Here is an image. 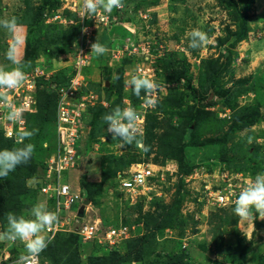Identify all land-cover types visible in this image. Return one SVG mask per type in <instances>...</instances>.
I'll return each mask as SVG.
<instances>
[{"label": "rangeland", "instance_id": "rangeland-1", "mask_svg": "<svg viewBox=\"0 0 264 264\" xmlns=\"http://www.w3.org/2000/svg\"><path fill=\"white\" fill-rule=\"evenodd\" d=\"M66 4L72 8L67 10ZM123 4L111 13L98 9L108 15L106 25L91 20L88 24L94 31L84 76L87 90L98 101L86 117L78 165L62 181L90 200L84 223L100 219L105 227L127 226L133 232L115 251L96 242L76 243L70 233L61 232L48 238L40 260L48 264H264V219L241 221L234 207L218 209L204 195V185L216 183L220 169L242 177L243 185L264 173V0H123ZM79 10L82 0H0V19L15 17L20 25L17 58L23 70L27 75L42 67L46 79L39 80L37 88L53 102V89L72 72L74 51L69 46L79 35L75 28ZM193 29L208 35L206 45L188 46ZM28 38L34 55L23 60ZM95 41L108 52L101 56L91 52ZM9 43V34L0 29V65L5 68L13 67L5 56ZM131 75L146 76L159 85L151 96L155 107L126 86ZM53 102L51 111L38 115V110L29 128L26 124L28 130H36L26 141L35 146L29 162L0 179V231L7 227L8 213L27 215L34 204L46 203L39 189L46 162L56 148ZM117 106H131L143 119L138 128L149 146L147 153L134 144L121 148L119 139L106 131L102 117ZM98 110H102L99 116ZM245 117H255L256 122L237 127ZM183 132L197 146L186 148L194 169L187 176L180 175L178 167L173 170L174 146ZM226 137L224 145L206 143ZM15 146L0 141V150ZM138 164L169 165L172 172L152 186L150 199L141 195L132 204L120 191L119 181ZM33 177L39 183L30 187ZM82 179L85 188L82 184L78 190ZM22 255L25 249L20 241L0 242V264H17Z\"/></svg>", "mask_w": 264, "mask_h": 264}, {"label": "built area", "instance_id": "built-area-1", "mask_svg": "<svg viewBox=\"0 0 264 264\" xmlns=\"http://www.w3.org/2000/svg\"><path fill=\"white\" fill-rule=\"evenodd\" d=\"M65 7L69 10L72 8V4H66ZM75 7L76 4L74 3L73 8ZM71 11L75 12L76 10ZM81 12L82 10L77 12L79 16L78 24L81 25V35H79L72 48L74 51L73 64L71 65L72 72L66 85L54 88L58 98L55 121L56 148L46 162L43 183L40 186L39 193L45 197L46 206H49L51 211L56 212L59 217L58 223L46 230L50 240L61 232L74 233L73 229L78 224V232L75 234L79 236L82 243L96 242L107 250L113 251L119 247V244L130 233L132 234V228L130 229L127 226L119 228L105 227L100 219L90 224L84 223V218L78 219L79 206L84 201L82 193L74 191L69 184L62 181L63 176L78 165L80 160V138L84 136L86 126V112L89 108L96 106L98 101L96 94L87 90V81L84 76L85 70L91 62V60H88L87 46L93 38L94 31V28L88 24L91 20L92 24L97 22L100 25H106L107 18L109 19L106 12L100 10H97L90 18H81ZM69 24H73L72 21H69ZM82 29H86V31H82ZM26 77L20 87L10 91L13 107L22 110L21 120L15 124L9 122L6 119L7 110L0 109V133L3 134L4 138L13 142L14 138L10 134L19 131L21 128L27 129L26 116L34 114L37 110L35 97L37 83L39 80L46 79V73L44 70L42 71V67H35L32 73L27 74ZM140 124L143 125V119L139 117L138 127H140ZM168 166L156 167L149 164L132 166L119 181L120 191L127 195L126 201L133 204L141 195H145L150 199L149 193L152 186L164 182L165 174H171L172 170ZM176 169L177 165L173 170ZM216 174L214 178L216 183L210 182L204 185L205 197L218 209L234 207L235 200L247 185L249 179L243 185L242 177L232 175L227 170L221 171L220 169ZM74 208H77V212H73ZM28 264L48 263L41 261L38 256L32 258Z\"/></svg>", "mask_w": 264, "mask_h": 264}, {"label": "clouds", "instance_id": "clouds-1", "mask_svg": "<svg viewBox=\"0 0 264 264\" xmlns=\"http://www.w3.org/2000/svg\"><path fill=\"white\" fill-rule=\"evenodd\" d=\"M123 7V0H82L81 18L92 17L98 9L111 13L114 8ZM19 28L20 25L15 17L0 19V29L5 30L10 36L5 56L13 65L11 68L0 65V109L7 110L6 119L13 124L21 120L22 110L13 107L10 91L20 87L27 78L23 66L17 58L19 40L16 33ZM82 31H86V29H82ZM208 41V35L199 29H193L188 33V46L192 49H198L206 45ZM90 47L91 52L97 56L108 52L107 47L97 41ZM113 79H119V77L114 75ZM125 84L146 105L155 107L156 101L151 99V96L159 85L154 80L146 76L131 75ZM142 92L144 96L141 95ZM102 119L107 125L106 131L112 135V138H117L121 142V148L134 144L142 152L149 151V146L144 144L142 135H139L137 125L139 115L133 107L127 106L122 109L117 106L110 113L105 114ZM35 131V129L21 128L10 134L14 138L16 146L0 150V179L7 178L17 166L29 162L35 146L32 143H26V141L31 139ZM248 142H251V138ZM37 183L39 181L33 177L29 181V186L35 187ZM233 213L241 221H254L257 217L264 219V173H259L248 181L235 200ZM6 220L7 227L0 231V242L20 241L24 245L25 255L19 258L17 264H28L32 258L38 257L47 248L50 240L43 233L58 223L59 217L56 212L50 211L46 204L36 203L28 210L27 215L8 213Z\"/></svg>", "mask_w": 264, "mask_h": 264}, {"label": "trees", "instance_id": "trees-1", "mask_svg": "<svg viewBox=\"0 0 264 264\" xmlns=\"http://www.w3.org/2000/svg\"><path fill=\"white\" fill-rule=\"evenodd\" d=\"M58 27V25H57ZM59 28V27H58ZM77 32L79 33L80 35V29H81V25L78 24L77 27ZM60 29V28H59ZM79 35H77L76 37H74V39L70 42V45L69 47H71V49L73 48L76 40L78 39ZM25 53H26V56L23 60H28V58L32 57L34 55V52H33V48H32V44H31V41L30 39L28 38L26 40V44H25ZM71 71V70H70ZM70 76V74H69ZM68 76V77H69ZM67 77V80L66 81H59L58 85L56 87H59V86H64L67 84L69 78ZM235 88V87H234ZM234 88H231L228 90V92H232ZM53 97H54V102L53 100L51 99L50 96H45L44 93H41L39 88H37V92H36V101H37V111L34 113V114H28L26 116V123H27V126L29 128V122H30V119L31 118H34L35 115H37L38 113V110H39V113L38 115H44L47 113V111H51V105L53 106L52 102L54 103V108H55V112H56V107H57V101H58V98H57V95H56V91L55 89H53ZM97 106V105H96ZM94 106L93 108H89L86 112V115L88 116L90 114V112L96 107ZM94 111V110H93ZM102 110H98L97 112V115L99 116L100 112ZM57 113V112H56ZM256 122V118L255 117H245V118H241L239 121H238V124H237V127L239 128H243L244 126H252L254 125V123ZM191 135L188 134V137H187V134H185V132H183L182 136L179 137L178 139V144L174 146V149L176 150V157H175V161L177 162V167H178V171H179V174L180 175H183V176H187V175H190L192 174L193 172V166L189 164V161L187 159V157L185 156V151H186V148H189V147H197L194 143V138H190ZM227 137L225 138L224 141H207L206 143L207 144H219V143H225L227 142ZM0 141L4 142L5 144L6 143H11V146L14 145L13 141L11 140H8L6 138H4L3 134L0 133ZM223 143V145H224ZM45 171V170H44ZM86 174H88V172H86ZM85 176V175H84ZM43 179V178H42ZM82 183H80V185L84 186L85 188V182H84V179H82ZM71 235V238H73V240L76 242V243H82L81 242V239L79 238V236L77 234L74 235V233H70ZM143 246H146V248H149L147 246V244H144ZM115 251V250H113ZM168 264H171L170 262ZM175 264H181V263H175Z\"/></svg>", "mask_w": 264, "mask_h": 264}, {"label": "water", "instance_id": "water-1", "mask_svg": "<svg viewBox=\"0 0 264 264\" xmlns=\"http://www.w3.org/2000/svg\"><path fill=\"white\" fill-rule=\"evenodd\" d=\"M89 205H90V200L85 198L80 209L78 210V214H77L78 219H83L85 217ZM78 228L79 225L76 224L75 228L73 229L74 234L78 232Z\"/></svg>", "mask_w": 264, "mask_h": 264}, {"label": "crops", "instance_id": "crops-1", "mask_svg": "<svg viewBox=\"0 0 264 264\" xmlns=\"http://www.w3.org/2000/svg\"><path fill=\"white\" fill-rule=\"evenodd\" d=\"M71 171V170H70ZM77 187H78V190L80 189L79 187H80V182L78 181L77 182Z\"/></svg>", "mask_w": 264, "mask_h": 264}]
</instances>
